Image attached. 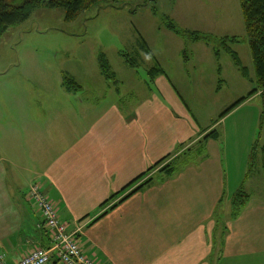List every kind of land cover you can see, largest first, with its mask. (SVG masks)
I'll return each instance as SVG.
<instances>
[{
  "label": "crops",
  "instance_id": "crops-1",
  "mask_svg": "<svg viewBox=\"0 0 264 264\" xmlns=\"http://www.w3.org/2000/svg\"><path fill=\"white\" fill-rule=\"evenodd\" d=\"M211 50L214 53L213 46ZM198 70L193 65L186 72L194 78ZM155 79V89L145 81V93L137 102L85 105V115L77 120L78 113L67 110L64 102H42L45 117L31 104L28 113L13 120L6 117L9 107L0 106V253L8 263L37 243L51 244L30 196L31 185L39 182L69 230L83 225L81 249L101 264H264V198L252 194L236 218L226 214L224 243L213 245V211L226 190L239 186L230 185L231 167L228 163L224 170L218 140L208 141L205 156L169 177L157 176L98 217L113 193L161 158L177 154L208 126L201 124L165 71ZM246 166L241 167L239 183Z\"/></svg>",
  "mask_w": 264,
  "mask_h": 264
},
{
  "label": "rangeland",
  "instance_id": "rangeland-1",
  "mask_svg": "<svg viewBox=\"0 0 264 264\" xmlns=\"http://www.w3.org/2000/svg\"><path fill=\"white\" fill-rule=\"evenodd\" d=\"M170 20L178 33L166 27ZM180 30L186 32L179 34ZM194 31L209 34L210 41L195 39L191 35ZM226 36L240 38L233 49L248 77L226 50L222 49L219 57L212 52L211 47L219 46L218 39ZM143 38L151 55L141 49ZM121 51L136 57L140 54L137 68L127 65ZM101 53L109 61L115 78L102 75L98 61ZM187 57L192 63L185 60ZM156 61L201 124L219 131L224 170L228 163L231 167L227 170L231 187L239 185L238 189L243 185L246 193L264 198V175L257 163L249 170L251 178L239 183L244 172L241 167L246 163V168H250L249 156L245 154L247 141L250 144L255 140L263 120L260 95L247 99L244 108L228 121L224 117L217 122L226 108L238 98L248 96L255 86L251 82L255 69L240 0H102L74 21L66 20L63 8H38L26 21L10 26L0 38V106L9 107L6 117L9 115L11 120L28 113L27 106L31 104L37 105L45 117L46 106L42 110V102H64L67 110L78 113L76 120L85 115V105L101 108L119 102L126 106L143 97L150 80L148 70ZM215 62L221 68L218 74ZM193 65L199 70L190 78L186 70ZM65 75L81 85L82 90L68 94L63 87ZM155 80L150 81L153 89ZM198 135L183 146L196 144ZM229 148L230 153L233 149L231 155ZM231 206V200L225 201L223 208L227 214Z\"/></svg>",
  "mask_w": 264,
  "mask_h": 264
},
{
  "label": "trees",
  "instance_id": "trees-1",
  "mask_svg": "<svg viewBox=\"0 0 264 264\" xmlns=\"http://www.w3.org/2000/svg\"><path fill=\"white\" fill-rule=\"evenodd\" d=\"M102 0H0V38L4 32L13 25L22 23L30 18L33 12L41 7L47 8H63L65 10V18L67 21H74L83 11L90 8L93 4ZM241 10L244 17L245 28L249 38L251 55L254 63L255 77L251 79V82L255 84L252 91L248 96L241 97L236 100L230 107L226 108L217 119H223L228 115L233 109L237 108L239 105L244 103L247 99L254 96L256 93H260L262 102V112L260 114L261 125L257 134V137L251 144L249 150L248 162L250 168L246 169L245 178H251L252 173L249 170L252 169L253 164L260 166L264 175V0H240ZM166 27L178 33V29L173 21H167ZM186 32L185 30H180L181 32ZM140 37L142 35L139 33ZM195 39H203L210 41L211 36L209 34H200L196 31L191 34ZM219 46H213L214 53L218 57L220 56L221 50H226V52L232 57L235 65L241 70L244 76H249L245 66L242 64L241 59L237 52L233 49V46L240 42L238 36H226L220 37ZM141 41H139L140 43ZM143 52L148 55L152 54L151 48L149 47L147 41L143 38V43H140ZM135 55H129V53L121 51V56L124 57V61L132 68H137L139 59ZM141 58V57H140ZM99 67L102 75L106 79L115 78V72L111 69V65L107 60L104 53L99 54ZM245 71V72H244ZM164 70L160 63L156 61V64L149 68L148 75L150 80L147 83L151 85L150 81L155 80L156 75L163 73ZM63 87L65 91L69 93H75L82 90L81 85H79L73 78L65 75ZM213 127V126H212ZM201 127L199 133V140L196 144H193L187 148L181 145L178 152L174 156H165L155 162L146 172L138 175L134 180L129 182L120 191L113 193L108 200L104 203L107 204L109 201L122 195L129 187L134 186L130 191L124 194L117 202L109 206L104 212H102L98 217L103 216L108 210L115 208L125 199L130 197L132 194L142 190V188L149 183H151L157 176L160 179H164L173 175L177 169L188 166L196 158L206 155V146L210 139L218 140L220 133L215 128ZM185 145V144H184ZM158 168V169H157ZM157 169V170H155ZM254 180V179H253ZM249 181V180H248ZM262 184L264 182L262 181ZM253 193H246L244 191V186L241 185L238 189L229 192L225 191L223 196L219 198V201L213 211V218L215 220V230L213 233L212 242L214 247H220L224 243V236L227 232V222L224 220L227 214L223 205L225 201H230L232 203L231 209L229 210V215L233 219L236 218L242 211L247 200ZM43 227L48 230L45 221L43 220ZM51 240V236H50ZM55 264H60L57 259L54 260Z\"/></svg>",
  "mask_w": 264,
  "mask_h": 264
},
{
  "label": "built area",
  "instance_id": "built-area-1",
  "mask_svg": "<svg viewBox=\"0 0 264 264\" xmlns=\"http://www.w3.org/2000/svg\"><path fill=\"white\" fill-rule=\"evenodd\" d=\"M30 196L36 200L42 218L49 229L51 244L48 247L41 246L39 243L35 244L33 248L22 253L14 263H8L5 255L0 253V264H49L51 252H54L62 264H98L95 259L81 250L77 240L79 230L68 231L66 224L60 220L57 206L47 197L39 182L31 185Z\"/></svg>",
  "mask_w": 264,
  "mask_h": 264
}]
</instances>
